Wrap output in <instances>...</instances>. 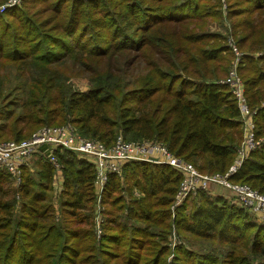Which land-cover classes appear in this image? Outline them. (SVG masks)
<instances>
[{
    "label": "trees",
    "instance_id": "1",
    "mask_svg": "<svg viewBox=\"0 0 264 264\" xmlns=\"http://www.w3.org/2000/svg\"><path fill=\"white\" fill-rule=\"evenodd\" d=\"M25 1L48 5L54 2L49 7L52 10H60L55 2H63ZM85 1L91 5V0ZM155 1L160 3L156 9L149 5L138 7L137 2L129 7L131 17L136 16L135 26L142 32L140 39L134 37L137 33H121L115 23L111 25L114 29L106 28L117 38L113 41L119 46L116 50L125 53L127 61L122 66L110 60L114 50L110 49V42L104 47L86 45V32L90 29H81L70 9H65L69 17L62 22L61 36L46 35L31 48L24 40L11 43L9 36L18 37L31 18L22 17L21 8H10L5 19L20 23L9 29L0 28V70L14 66L18 71L16 78L23 75L29 80L22 92L25 107L15 115L4 109L8 115L3 117L7 123L0 124V142H19L42 126L70 123L82 136L96 138L106 146L119 135L125 140L161 142L200 173L224 174L234 161L241 138L240 111L229 87L220 83L218 77L206 78L205 74L215 67L209 60H216L221 51L228 54L219 55L218 63H228L235 54L229 46L206 41L211 37L220 39L221 35L203 32L209 24V12L200 11V0L165 5L166 0ZM242 1L256 18L233 23L248 34L233 42L242 53L239 75L242 71L251 74L245 79L244 94L254 113L255 138H262V142L250 151L229 180L264 194V30L260 33L259 29L260 25L264 27V0ZM219 6L220 3L211 11L214 18H222ZM242 13L235 8L226 11L232 17ZM5 19L0 16V22ZM162 23H192L193 28L200 29L196 38L203 47L185 49L184 62L188 64L179 61L181 52L173 59H165L166 68L149 60L144 63L147 69L143 81H138V85L125 81L132 64L152 44L153 32ZM182 36L179 39L186 41ZM191 36L188 41L195 39ZM246 41L250 42L251 52L261 53L255 56L244 52ZM163 45L170 46L166 42ZM206 45L210 49H204ZM5 48L9 50L4 51ZM150 48L163 58L154 45ZM191 48L198 50L197 57L190 53ZM128 51L135 53L126 57ZM76 68L91 74L87 91L66 84L68 78L79 74ZM177 68L195 79L183 78L175 73ZM119 72L122 74L116 75ZM4 78L0 73V99L5 95ZM56 155L63 164V189L57 196V211L50 194L54 169L45 158H37L34 171L23 167L18 185L9 173L0 170V264H97L95 258H79L81 249L88 255L97 252L95 241L108 259L120 264H166L170 254L166 240L171 229L184 241L173 249L174 264H264V224L224 196L203 190L174 205L181 175L165 164L131 162L123 166L121 176L108 175L101 199L103 210L106 208L101 211L102 233L96 240L94 165L67 149H58Z\"/></svg>",
    "mask_w": 264,
    "mask_h": 264
},
{
    "label": "rangeland",
    "instance_id": "2",
    "mask_svg": "<svg viewBox=\"0 0 264 264\" xmlns=\"http://www.w3.org/2000/svg\"><path fill=\"white\" fill-rule=\"evenodd\" d=\"M166 1L168 2H163L164 5L173 3V2L174 3L179 2L181 0H166ZM135 2L138 3V7H141L143 5H149L152 8L156 9V6L160 5V3L155 0H152V2L150 0H137V1L135 0H91L90 6L86 4L85 0H63L61 4H59V2H55V7L56 5H58L60 7V10H52L49 7H51L54 2L48 5V2L32 3V2H27L25 0H0V16L5 19L6 12L10 10V8L18 7V8H21L23 11L22 17L23 16L25 17L27 15L31 18V22L29 23V26L26 25V28L23 29V31L20 33L18 37L14 38V37L9 36V41L11 43L16 42V40H24L26 46L28 48H31L32 45H35V47L39 45V43L44 40V37L46 35L61 36L63 34L62 22L66 19V17H69V14L66 12L67 10L65 9H70V15L75 18L74 22H78V25L81 27V29H84V26H86L87 29H90V30H87L86 32V41H85L86 45H92V44L102 45L103 44L102 46L104 47L106 44H109L110 42V45L112 46L110 49H114L110 56V60L115 61L116 64H119L122 66L127 61L125 58V53L118 52V50H116L118 49L119 46L115 42L113 43V41H115L117 38L112 35L111 30H108L106 28L110 27L109 29H114L111 27V25L115 23L116 24L115 29H120V31H122L121 33H123L124 31L129 32V34L131 35H134L137 33L138 35L134 37H138V39H140L143 35L140 36L142 32L140 31V29H138L135 26L137 24L136 16L131 17V15L129 14V11H130L129 7L130 6L133 7V3ZM74 3H77V6H72ZM219 3H220V6L219 8H217V10L221 11L222 18H216V17L214 18L213 15H211L212 13L211 11L215 10L216 9L215 6L219 5ZM219 3H217L214 0H200L199 1L200 11L209 12V15L207 18V21L209 22V24L207 26L204 25L205 29L203 32H215L221 35L220 39L211 37L209 40H206V41H209V44L211 45L214 44V42H216L219 45H225L227 47L229 46L235 54V57L231 61L229 60L230 62L228 61V63L227 61H222L220 63L216 62L217 57L219 55L222 56V55L228 54V52L226 51H221L220 54L216 57V60H209V62L215 67L210 68V70L205 74V77L206 78L218 77L219 82H220L221 79H226L228 77V74L232 66L234 65V62L236 58L238 57V55H236L234 51V48H236V46L233 41H237L239 37H242L244 35L245 37L243 39H245L248 35L247 32L242 29V27L240 26L234 27L233 23L238 22L240 19L249 18V17L255 19L256 17L251 16V13L248 11L247 6H245L246 4H244L242 0H220ZM69 6H72V7L69 8ZM229 8L231 9L235 8L236 11L243 12V13L238 16H233V17L232 15L228 16L226 14V11ZM71 21L73 20L71 19ZM197 21H193L192 23H196ZM18 23H20V21H16V20L7 21L5 19L4 23L2 21L0 22V28L9 29L10 25H16ZM192 23H184L182 25L162 23V25L158 26L160 28H157L153 32L152 44L150 46H147L149 48L141 51L140 57L137 59V62L136 63L134 62L135 64L134 63L132 64V67L128 71L129 74L125 75V81L129 83H134L133 85H138L139 84L138 81L140 80L143 81L145 77L144 76L145 67L147 69V66L144 63L148 62L149 60L152 61L153 63H156L161 68L163 67L166 68L167 62L165 59H173L177 57L179 52H181L182 56L181 58H179V61L182 63L188 64V62H184L186 61L184 60V54H183L185 52V49H189L190 47H193L194 45L198 47L197 48L198 50L203 47L201 42H199V40H197L196 38V35L200 33L199 31L200 29L193 28ZM173 26L174 27L182 26V27H185V29L176 30V28H174ZM259 29H262L260 30V33H262L264 30V27L260 25ZM94 30L97 31L98 33L94 32ZM177 31H179V33ZM102 32H104V34H102ZM87 35H89V37H87ZM180 36H182V38L185 39L186 41L180 40L179 39ZM190 36L192 39L194 38L195 39L194 40L190 39L188 41V37ZM176 39H177V44H176ZM163 42H166V44H169L170 46L165 47L163 45ZM249 44H250L249 41L245 42V45L242 48L244 52H248V53L251 52L248 49ZM152 45H154V49H158L161 51L160 55L163 58H159L156 52L151 51L150 47ZM206 47L207 48H204V49H207V50L210 49L208 48L207 45ZM6 50H9V49L5 48L4 51ZM198 50L191 48L190 53L194 57H197ZM32 53H35V52L32 51ZM128 53L129 54L126 57H130L131 55H134L135 52L128 51ZM260 53L254 52L253 54L257 56ZM76 69L79 71V74L72 75L70 78H68L66 81V84L69 85L70 88H74L75 90L87 91L89 88V78L88 77H90L91 74L88 71L84 72L83 68H80V69L76 68ZM0 73L4 74V76L6 77L4 78L6 81H4V84H3L4 86L3 94L5 95L2 96L1 99L3 100L0 101V107L3 106V109L0 110V124H1V123H7V120H4L5 118L3 119L4 116L8 115V114L7 115L5 114L6 112L4 109H9L10 111L11 110L14 111L15 113L13 115H15L16 113L22 110V107H25L24 97H23L22 92H25L24 89L28 87L29 79L23 75L20 78H16L15 74L18 73V71L14 66H11V65H7V67L0 70ZM175 73H178L183 78H187L189 80L195 79L194 76L187 74V72H185L182 68H177ZM121 74L122 72L116 73V75H121ZM250 75L251 74L249 72H243V71L239 75L238 67H237V77L239 78V81L241 83V89L243 91L242 96L244 98L245 104L247 103H246V98L244 94V91H245L244 82H245V79L250 77ZM253 114H254L253 112H250L248 117L247 116L243 117L240 115L239 120L241 124H240L239 129L241 131V138L240 140L237 141V147H236V152H235L236 155L234 159L239 158V154L237 153L238 151L242 149L245 143V136H247V133H248V129H247V126L245 125V122H250L254 124ZM69 118L70 117L67 115V120H70ZM8 122H11V118H9ZM1 133L2 132L0 131V134ZM77 133L79 136L85 138L79 132ZM0 138H3V137H0ZM260 140H262V138H260ZM248 155L249 153L247 154V156ZM34 166L35 164L32 165V168L30 170H33V169L35 170ZM195 169L197 170L196 167ZM60 174H61L60 180L63 185L62 171ZM202 174L209 175V176H215L217 174V176H219L220 178H224L225 176L224 175L225 173L224 174L202 173ZM57 181L58 180L54 182L52 180V191L50 192V194L52 195V204L56 211L58 209L57 196L59 192L55 191L54 184ZM214 186L227 190L223 185L219 183H216V184L211 183L209 185V187H214ZM211 190L209 192H211ZM229 192L231 195H233L231 190ZM123 195L127 198L126 192ZM233 196H227V197L224 196V197L227 198L231 203H234L239 206L238 202L235 200ZM93 211H94V219L96 220L97 211H95L94 208H93ZM101 211L105 212L106 208H104V210L102 209ZM126 213H127V210L124 209V214ZM174 231L173 229L170 230L169 236L167 237V240H166V244L168 245L170 249V254L166 259V264H174L173 249L175 245L184 244L183 239L176 234V230ZM94 232H95L96 240H99L102 231L98 235L97 229H96V222H95ZM95 244L98 248L96 253L88 255L87 252L81 249L79 252V258H84L87 260H89L88 258H95L97 261V264H120V262L116 259H113V258L108 259V257H106L107 255L104 252L100 251L99 249L100 247L96 243V241H95ZM195 247H197V245H195ZM103 259L105 261H103ZM77 264H81V263H77ZM82 264H87V263H82Z\"/></svg>",
    "mask_w": 264,
    "mask_h": 264
},
{
    "label": "built area",
    "instance_id": "3",
    "mask_svg": "<svg viewBox=\"0 0 264 264\" xmlns=\"http://www.w3.org/2000/svg\"><path fill=\"white\" fill-rule=\"evenodd\" d=\"M234 51L238 57L232 66L228 77L221 79L220 83L229 87L230 93L235 97L240 115L249 116L250 110L244 102L242 96L241 83L237 77V67L239 57L242 53L236 48ZM248 133L245 136V143L240 151L238 159L225 172L224 178L209 176L200 173L195 166L172 154L167 146L154 140H125L121 135L117 136L114 142L106 146L96 138L81 137L75 127L71 124L57 126H42L31 133V135L19 142L14 140L0 142V170L9 173L13 183L18 185L21 181V169L23 167L32 168L37 158L42 156L52 165L54 172L52 180L55 182L56 192H60L62 182L60 173L63 164L56 155L58 149H67L77 157L85 159L94 165V209L96 215V229L98 235L101 233V210L103 209L101 199L108 175L115 173L121 176L124 165L131 162H148L152 164H165L172 167L181 175L178 188L174 195V205H180L184 199L198 190L209 192L211 183H219L227 190H231L239 206L252 214L258 222L264 224V194L246 184H236L229 180L230 175L241 165L244 158L251 150L257 148L262 142L255 138L254 124L245 122ZM237 197V198H236Z\"/></svg>",
    "mask_w": 264,
    "mask_h": 264
},
{
    "label": "crops",
    "instance_id": "4",
    "mask_svg": "<svg viewBox=\"0 0 264 264\" xmlns=\"http://www.w3.org/2000/svg\"><path fill=\"white\" fill-rule=\"evenodd\" d=\"M215 188V189H214ZM211 192H209L212 195H221V196H230V192L228 190L219 188L217 186L211 187ZM222 190V191H221ZM219 191V192H218Z\"/></svg>",
    "mask_w": 264,
    "mask_h": 264
}]
</instances>
